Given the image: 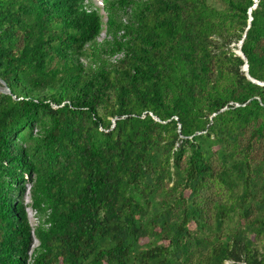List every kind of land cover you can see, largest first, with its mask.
<instances>
[{"label":"trees","instance_id":"1","mask_svg":"<svg viewBox=\"0 0 264 264\" xmlns=\"http://www.w3.org/2000/svg\"><path fill=\"white\" fill-rule=\"evenodd\" d=\"M255 4L0 0V264H264Z\"/></svg>","mask_w":264,"mask_h":264},{"label":"rangeland","instance_id":"2","mask_svg":"<svg viewBox=\"0 0 264 264\" xmlns=\"http://www.w3.org/2000/svg\"><path fill=\"white\" fill-rule=\"evenodd\" d=\"M86 2L97 7L104 16V22H106L107 14H106V11L104 10V0H86ZM104 28H105V26H104ZM104 36H105V34H101L100 39L104 38ZM233 49L235 51H237V48L234 47ZM0 91L7 92V90L5 89V86L2 84L1 80H0ZM25 187H26V192L22 198H23V201L25 202V205L27 207L29 222H30L32 229L34 231V229L37 226L44 223V218H43V216L38 214L34 208L31 207L32 198H31V192H30V189H31L30 181H27L25 183ZM38 246H39V240L36 236H33L32 249H34L35 247H38Z\"/></svg>","mask_w":264,"mask_h":264},{"label":"water","instance_id":"3","mask_svg":"<svg viewBox=\"0 0 264 264\" xmlns=\"http://www.w3.org/2000/svg\"><path fill=\"white\" fill-rule=\"evenodd\" d=\"M255 1H256V4H255V6H253V8H256V6H257L259 0H255ZM251 12H252V9L250 10V13H251ZM251 20H252V15H251L250 21H251ZM245 37H246V35H245ZM243 42H244V39L238 44V49H237V51H236V52L238 53V55L242 56V58L245 60V65H244V67H243V70L245 71V73H246V75L248 76V78L251 79L253 82H256V83H262V82H260V81H258V80H256V79H254V78L249 74V64H248V60H247V58H246V56H245V54H244V52H243V50H242ZM0 80H1L2 84L5 86V89L7 90V92H5V93H9V92H10V89L7 87L6 82L3 81L1 78H0ZM262 84H264V83H262Z\"/></svg>","mask_w":264,"mask_h":264}]
</instances>
